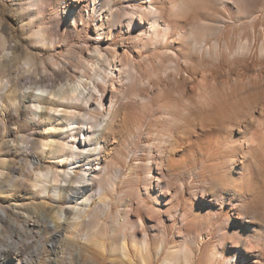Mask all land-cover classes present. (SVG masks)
Instances as JSON below:
<instances>
[{"label":"bare ground","instance_id":"bare-ground-1","mask_svg":"<svg viewBox=\"0 0 264 264\" xmlns=\"http://www.w3.org/2000/svg\"><path fill=\"white\" fill-rule=\"evenodd\" d=\"M0 8V115L38 130L32 141L2 136L13 148L0 157V188L18 198L0 206V237L10 228L8 241H18L1 250L3 264H30L23 239L60 229L55 264H94L96 255L108 264H264V0ZM17 22L37 44L53 43L55 23L57 34L86 35L91 82L82 74L57 87L64 61L50 63L43 82L44 64L13 38ZM137 151L145 162L131 163ZM118 183L133 203L121 214L110 200ZM114 224L123 229L115 237Z\"/></svg>","mask_w":264,"mask_h":264},{"label":"rangeland","instance_id":"rangeland-1","mask_svg":"<svg viewBox=\"0 0 264 264\" xmlns=\"http://www.w3.org/2000/svg\"><path fill=\"white\" fill-rule=\"evenodd\" d=\"M1 9V8H0ZM51 10L47 8L46 15L50 14ZM5 18L8 17V12L5 11ZM49 20V19H47ZM9 21V20H8ZM57 24L49 25V27L52 29V35L51 38H54V41L52 44L46 45L45 43H36L33 42L32 40V35L29 33L27 30V26H24L25 31H21L19 29V23L14 25V29L11 32L14 34L13 38L16 41H19L21 44V49L22 52H29L32 53L39 62H42L44 64V67H41L42 73H41V78L42 81L44 82V78H48V74L50 71V63H56V64H62V62H67L66 67L64 68L67 74V77L65 79H57V87L61 86L63 88H69V86H72L77 83L82 77L81 75L84 74L85 77L84 82L86 84L91 82V78L93 77V72L91 71L90 63L86 53H84V47H87V37L86 35L82 34L80 37H76L74 34H66L63 36L62 33L57 34L55 29H56ZM40 27V24H39ZM16 34V36H15ZM18 57L21 58L22 55L20 51H18ZM23 58V57H22ZM83 58V59H81ZM82 61H81V60ZM86 61L87 67H83L82 62ZM47 71V72H46ZM46 72V73H45ZM83 72V73H82ZM185 76H187L185 74ZM86 79V80H85ZM44 84V83H43ZM63 85V86H62ZM5 125L3 126V124ZM38 130L34 131L33 127L29 125L28 119L22 118V117H7V116H1L0 115V157H3L4 154L9 148H6V146L2 145V140L6 139L3 138L2 136H9V138H15L17 142L19 143V138L20 135L27 136L28 140L32 141V139H37ZM142 141L144 142L145 146H149L153 137L150 133H147V135H144L142 137ZM21 141V140H20ZM10 152V151H9ZM39 153V151H38ZM129 156H133L134 158L132 159L131 163H143L146 161L145 157L141 154L140 151H137L135 153L130 152ZM15 164L12 166L11 174L13 176L17 175V171L14 170V168L18 169L20 165H22V161L24 159V156L20 153H18L14 158H13ZM7 185V184H6ZM7 187V186H6ZM3 187L0 188V199H5V202H2L0 200V203L2 207L5 206H14L16 204V200L18 198H15V195H13L14 192H9L6 191L8 188ZM129 191L121 185L120 183L117 184V186L114 188V191L112 194H110V200L114 203L113 210L117 212V214L120 213V208L124 210H132L133 208V203L129 201ZM121 197V200L117 198V196ZM7 200V201H6ZM98 200V199H97ZM115 200V201H114ZM117 201V202H116ZM117 203V204H116ZM48 210L49 208L46 206L45 208ZM40 210V209H39ZM16 222L22 223L23 220L22 218H16L14 217ZM100 222H106V216H102L100 219ZM6 232L5 234H2L0 237V264H3V252H1L2 249H8L14 245L18 244L17 238H14L13 241L9 242L8 241V236H11V230L10 228L5 229ZM82 230V229H81ZM123 231L121 227H119L117 224L113 225V236L115 237L118 233ZM63 235L62 229L58 230V232L54 233L53 230H46L41 234V236H34L29 239H23V242H27L24 245L20 246L19 249V255L21 260L25 259L30 262V264H55L54 260V254H53V249H52V242L57 243L58 237ZM75 234H71V236H74ZM175 234L172 235L170 234L169 237L167 238V245L170 247H176L177 243L175 241ZM29 240V243H28ZM64 240V239H63ZM70 243H73L74 241H69ZM62 249V248H61ZM59 254H63V256H67L68 251L67 250H61ZM21 251V252H20ZM63 252V253H62ZM89 255V252L85 253ZM10 264H16V259L11 258L8 259ZM94 264H108V261L104 259L100 255H96L94 257ZM29 264V263H28Z\"/></svg>","mask_w":264,"mask_h":264}]
</instances>
